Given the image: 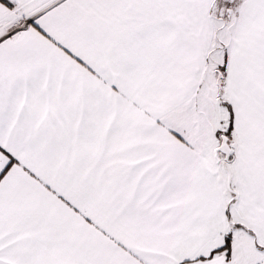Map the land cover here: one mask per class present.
Instances as JSON below:
<instances>
[{"label": "snow or ice", "instance_id": "1", "mask_svg": "<svg viewBox=\"0 0 264 264\" xmlns=\"http://www.w3.org/2000/svg\"><path fill=\"white\" fill-rule=\"evenodd\" d=\"M0 264H264V0H0Z\"/></svg>", "mask_w": 264, "mask_h": 264}]
</instances>
